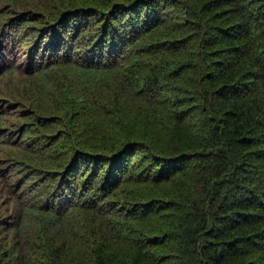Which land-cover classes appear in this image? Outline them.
Returning a JSON list of instances; mask_svg holds the SVG:
<instances>
[{"label": "trees", "instance_id": "1", "mask_svg": "<svg viewBox=\"0 0 264 264\" xmlns=\"http://www.w3.org/2000/svg\"><path fill=\"white\" fill-rule=\"evenodd\" d=\"M6 5L0 264H264V0Z\"/></svg>", "mask_w": 264, "mask_h": 264}, {"label": "rangeland", "instance_id": "2", "mask_svg": "<svg viewBox=\"0 0 264 264\" xmlns=\"http://www.w3.org/2000/svg\"><path fill=\"white\" fill-rule=\"evenodd\" d=\"M42 5H46V2H53L54 0H40ZM9 6L6 5V0H0V13H5L8 11ZM22 10V9H20ZM9 15L11 17H13L14 21H16L18 18H20L21 16L18 15V13L16 12H10ZM0 28H4V30L6 29V31H4L3 35L0 37V42H6L7 43V31H8V27L6 25L0 24ZM16 45L18 46V44L16 43ZM4 46V44H3ZM4 47H0V67H11L9 70L12 69H16V72L14 73V75L12 76V78H9L8 76H3V74L0 75V108L3 107H8V100L5 99L4 97V92H7L8 90V86L10 85L12 80H21L23 77H25L27 75V64H28V59H27V54L28 51L25 44H22L21 46L17 47V55L18 60L14 61L13 59H11L9 57V55H7L6 52L2 51ZM36 61L32 60V64H34ZM7 71V70H6ZM7 136V131L5 130H1L0 131V137L2 136ZM6 159H4L3 155H2V151H0V166L5 164Z\"/></svg>", "mask_w": 264, "mask_h": 264}, {"label": "clouds", "instance_id": "3", "mask_svg": "<svg viewBox=\"0 0 264 264\" xmlns=\"http://www.w3.org/2000/svg\"><path fill=\"white\" fill-rule=\"evenodd\" d=\"M5 31H6V29H5ZM8 32V31H7ZM1 44H2V47H4L3 48V50L2 51H4V52H6L7 53V55H9V57L11 58V59H13L14 61H16L15 60V58L14 57H12V55H11V53H9V52H7V51H5V48L7 47V46H11V44L10 43H6V42H0ZM3 44H4V46H3ZM1 47V46H0ZM19 57V56H18ZM33 61H36V59H32ZM36 63V62H35ZM34 63V64H35ZM11 67H0V75L1 74H3V76H8L7 74H6V72L8 71V69H10ZM7 70V71H6ZM9 77V76H8ZM8 107H4V108H9L10 107V104L8 103ZM16 106V105H15Z\"/></svg>", "mask_w": 264, "mask_h": 264}, {"label": "bare ground", "instance_id": "4", "mask_svg": "<svg viewBox=\"0 0 264 264\" xmlns=\"http://www.w3.org/2000/svg\"><path fill=\"white\" fill-rule=\"evenodd\" d=\"M62 261H60V263H61Z\"/></svg>", "mask_w": 264, "mask_h": 264}]
</instances>
